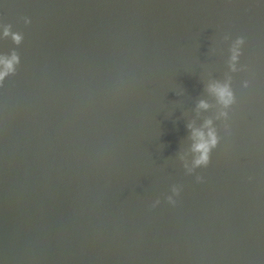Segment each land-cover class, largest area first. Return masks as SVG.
<instances>
[{"label": "water", "instance_id": "water-1", "mask_svg": "<svg viewBox=\"0 0 264 264\" xmlns=\"http://www.w3.org/2000/svg\"><path fill=\"white\" fill-rule=\"evenodd\" d=\"M0 19L24 37L0 39L20 56L0 84L5 264H264V0H0ZM205 120L221 140L189 175Z\"/></svg>", "mask_w": 264, "mask_h": 264}, {"label": "clouds", "instance_id": "clouds-1", "mask_svg": "<svg viewBox=\"0 0 264 264\" xmlns=\"http://www.w3.org/2000/svg\"><path fill=\"white\" fill-rule=\"evenodd\" d=\"M23 23L28 25L30 23L27 17H22ZM23 34L18 31L12 30V25L10 23L4 22L0 19V39H10L13 44L20 46L23 41ZM245 40L242 36H236L232 41L229 52V69L230 71H237V65H240V70L244 71V65L240 64V58L242 56V46ZM20 64L19 54L13 50L9 54H0V84H2L9 77L15 76L17 68ZM243 88L249 87V81L244 80L242 82ZM208 91L214 96L216 102L221 106L222 109H232L233 105L236 103V97L232 91L230 83L225 81L215 82L208 86ZM198 108L206 110L208 104L204 101H200L197 105ZM217 118H222L224 123V135H230L231 130L228 126L227 121L229 120L228 111H220ZM191 128V126H189ZM191 153L192 159L190 164L185 162L183 168L186 174L191 175L194 169L206 168L210 162V155L214 149L217 148L221 140V135L218 134L216 127L213 125L212 120H205L204 123L199 128H194L191 130ZM197 182L201 181V177L197 175L195 177ZM171 194L164 197L165 201L170 206H175L177 197L180 192V188L177 185L171 187ZM160 204L159 198L153 200L149 205V208H155ZM0 264H5V261L0 258Z\"/></svg>", "mask_w": 264, "mask_h": 264}]
</instances>
